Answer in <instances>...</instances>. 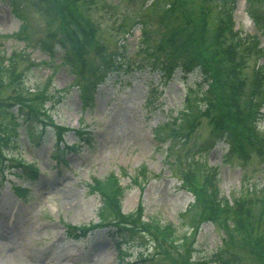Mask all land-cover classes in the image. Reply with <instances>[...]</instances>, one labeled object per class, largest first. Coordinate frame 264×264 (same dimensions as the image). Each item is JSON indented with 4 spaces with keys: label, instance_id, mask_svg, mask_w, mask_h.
<instances>
[{
    "label": "rangeland",
    "instance_id": "rangeland-1",
    "mask_svg": "<svg viewBox=\"0 0 264 264\" xmlns=\"http://www.w3.org/2000/svg\"><path fill=\"white\" fill-rule=\"evenodd\" d=\"M46 1L52 5L39 11L33 0H0V36H5L0 51L12 55L15 75L22 74L20 83L11 81L0 90V98L18 93L35 97L38 104L46 88L61 96V101L46 104L51 118L42 113L47 119L33 121L32 133L21 127L18 145L6 149V164L0 156V264H128L118 257L119 246L127 253V261L137 262L144 252L145 260L139 264H216L225 251V257L235 256L237 264H264L253 253V244L230 247L225 242L226 226L220 222L192 226L187 212L195 195L183 183L184 172L196 183L213 180L219 199L230 203L234 198L264 196V0H238L234 13L240 40L231 53L241 59L244 88L257 92L255 128H247L239 144L227 130L242 133L239 122L216 128L207 116L187 138L171 136L188 96L195 107L197 94L206 86L196 72L178 71L165 81L146 56L143 22L151 47L163 31L181 23L180 18L173 22L165 18L167 0H78L69 7L73 25L80 20L91 28L88 40L95 44L87 50L88 63L100 66L98 74H102L90 107L84 106L79 85L92 77V70L73 67L68 60L61 41L70 43L61 27L57 2ZM203 2L184 1L178 15L190 10L196 14ZM16 6L28 23L30 44L16 36L22 23ZM214 8L211 41L225 5L214 0ZM255 8L260 12L259 23L249 12ZM49 33H54L53 38ZM40 39L56 45L54 54L39 46ZM97 51L112 55L116 65L107 62L109 67H101ZM246 100L250 101L244 95ZM8 118L1 114L0 122ZM21 161L34 164L38 173L20 165ZM113 178L123 188L122 213L135 212L142 224L152 218L162 225L172 223L178 228L176 234L187 239L168 241L171 226L165 227L166 236L144 225L129 237L112 235V225L100 221L103 192L95 186L100 181L106 189V182ZM229 222L235 225L233 214ZM69 226L92 228L78 238Z\"/></svg>",
    "mask_w": 264,
    "mask_h": 264
},
{
    "label": "trees",
    "instance_id": "trees-1",
    "mask_svg": "<svg viewBox=\"0 0 264 264\" xmlns=\"http://www.w3.org/2000/svg\"><path fill=\"white\" fill-rule=\"evenodd\" d=\"M29 1L31 2V0ZM33 1L39 11L41 9H43L42 11H46V8L52 5L51 2H47L46 0ZM50 1L57 2L55 8L60 12L61 27L65 29L66 39L70 43L68 44L60 40L62 45L68 47L67 49L62 46L67 50L66 56L68 60L72 62L75 60L77 62L76 65H78L76 67H80L81 69H85L86 67L92 70V77H89L80 85L84 106L88 107L92 105L94 99L93 94L102 75L98 74V68L100 66L93 68L90 66L91 63L90 65L88 63L90 56L87 55V50L95 44L88 40L91 28L80 20L74 25L71 23L70 16H72V13L69 12V7L74 5L78 0ZM184 1L186 0H167L164 3L163 10L165 11L167 21L173 22L174 19L178 20L180 18L181 23L179 24L175 21L177 25L172 27V30L163 31L161 39L152 47L149 43L150 32L146 29V23L143 22V33L145 34L143 36V42L147 47L145 48L147 52L146 56H149L148 59L152 61V69H157L161 72L165 77V81L171 79L173 74L179 69L185 73L197 72L202 76L203 83L206 85V88L202 89L201 94H197V104L195 107L189 96L188 105L183 109L181 116L174 121V126L171 127L170 134L174 138L183 133L191 134L196 124L199 123V120L203 116H207L216 128H221L222 126L231 127V125L234 126V123L239 122L242 126V133L232 132L227 128L230 134L234 136L235 142L239 144L238 138H242V135L247 132V128L253 125L255 128L257 112L254 111V97L257 92L244 88V83L240 79L241 59L236 58L231 53L232 50H235L234 45L240 40L239 33L234 30V25L232 24L233 11L237 0H221L225 5L224 10H221V14L223 12L224 15L222 14L223 16L219 20L214 34V41H211L209 38L211 34L210 18L215 11L214 0H204L199 12L195 14V12L190 10L189 13H183L182 17H180L178 15L179 10L182 9L180 4ZM228 3H231V6L227 7ZM15 11L18 14L21 13L18 7L15 8ZM183 20L184 26L182 23ZM27 28L28 23L26 20H23V24L16 36L20 39L24 38L23 40L30 44L32 38ZM48 36L51 39L54 33H49ZM228 38H231L232 41L229 42ZM38 42L39 46L41 45L44 50L54 54L56 45L50 40L40 39ZM97 54L101 60L99 64H102L101 67H109L107 62L111 65L114 64L111 62L113 60L112 55H106L100 51H97ZM15 55H18V53H15ZM12 59L13 57L8 58L0 52V90L11 81L16 84L22 81V74L15 75L12 67ZM200 88H204V86ZM258 88H260L259 84L256 89ZM47 89L43 90V92L41 91L42 99L38 104H35L33 101L36 99L35 97L25 98L18 93L9 94L8 97L3 99L0 98V120L1 114H8L9 116L7 123L0 122V156L3 157L2 163H6L7 160L6 148L10 147L12 143L17 142L21 126L26 123L29 125L31 123L32 125L33 120H38L37 118L41 119V115L43 116V114L50 117L46 109V103L53 101L54 98H50ZM244 95L250 101L246 100L243 102ZM16 105L17 107H15ZM78 133L82 134L80 131ZM31 168L33 169L32 166ZM183 183L187 189L188 187L192 189L195 195L194 202L187 212L188 215H192L193 222L190 223L192 226L201 221L213 220L220 222L221 225L226 226L228 236L225 242L231 245L230 247L239 248L242 246L241 244H250L251 241L252 244L254 243L251 245L253 253H257L264 259V227L260 226V222L264 223V198H234L235 201L233 204L227 199H223L222 201L218 197L216 182L213 180L210 182L206 178L205 182L196 183L189 172H184ZM101 184L100 181H97L95 186L103 192L99 216L105 225L111 224L115 227L112 230L115 235L129 237L134 234L133 231H137L138 228L144 225L166 236V230L164 229L167 226L161 225L157 219L152 218L150 221L143 222L142 224L140 220L135 218V212L128 214L121 212L120 199L122 189L115 178L106 182L108 184V188L106 189ZM119 191H121V194ZM137 213L141 214V210L139 209ZM231 214H233L235 220L233 227H231L229 222ZM86 228L79 229L70 226L71 231L78 238L86 235ZM260 230H263V232L260 233ZM249 236L252 240L249 239ZM166 239L172 243L178 241L180 237L173 230L171 236L166 237ZM119 249L121 258L124 259L127 253L122 251L121 246H119ZM225 254L226 251L222 252V255L225 256ZM224 258L223 264H237L235 256Z\"/></svg>",
    "mask_w": 264,
    "mask_h": 264
},
{
    "label": "bare ground",
    "instance_id": "bare-ground-1",
    "mask_svg": "<svg viewBox=\"0 0 264 264\" xmlns=\"http://www.w3.org/2000/svg\"><path fill=\"white\" fill-rule=\"evenodd\" d=\"M11 241V240H10ZM15 241V240H12V242Z\"/></svg>",
    "mask_w": 264,
    "mask_h": 264
}]
</instances>
